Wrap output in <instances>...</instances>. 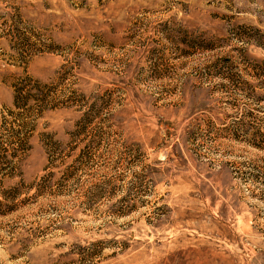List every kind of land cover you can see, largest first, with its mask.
Listing matches in <instances>:
<instances>
[{
	"label": "rangeland",
	"instance_id": "obj_1",
	"mask_svg": "<svg viewBox=\"0 0 264 264\" xmlns=\"http://www.w3.org/2000/svg\"><path fill=\"white\" fill-rule=\"evenodd\" d=\"M0 264H264V0H0Z\"/></svg>",
	"mask_w": 264,
	"mask_h": 264
}]
</instances>
